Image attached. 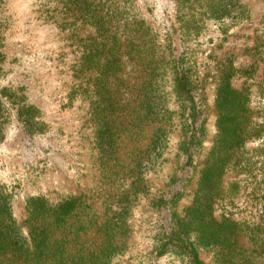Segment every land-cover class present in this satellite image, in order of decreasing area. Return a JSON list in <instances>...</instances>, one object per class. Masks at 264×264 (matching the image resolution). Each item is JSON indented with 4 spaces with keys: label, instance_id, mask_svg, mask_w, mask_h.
<instances>
[{
    "label": "rangeland",
    "instance_id": "rangeland-1",
    "mask_svg": "<svg viewBox=\"0 0 264 264\" xmlns=\"http://www.w3.org/2000/svg\"><path fill=\"white\" fill-rule=\"evenodd\" d=\"M241 1L249 10L247 19L225 35L208 26V31L187 44L203 100L199 106L204 137L191 178L170 206L176 214H182L192 201L216 138L214 96L222 71L230 68L234 88L248 89L250 118L264 124V0ZM53 2L0 0L4 44L0 52L5 58L0 85L21 88L25 102L38 109L48 127L44 137H29L18 123L16 106L5 99L9 122L0 136V192L8 196L16 224L25 234L34 225L28 211L30 198L41 196L53 203L79 200L81 213L70 218L66 228L78 231L84 248L90 250L109 247L113 218L125 211L126 247L107 264L167 263L171 258L154 256L150 236L158 231L163 212L156 202L168 196L182 162L184 105L169 92V80L164 85L168 95L162 114L146 118L138 96L143 77L140 66L126 62L107 78L116 96L113 110L106 118L92 110L84 89L98 72H81L76 77L73 72L80 61L79 39L88 29L78 28L79 33L73 35L57 27L48 18ZM152 2L154 12H142L162 46L159 10L167 0ZM157 138H162L158 146ZM139 162L146 165L140 175ZM213 207L217 220L238 225L239 255L233 260L226 254L219 257L213 247L197 244L204 264H264V130L232 156L220 176Z\"/></svg>",
    "mask_w": 264,
    "mask_h": 264
},
{
    "label": "trees",
    "instance_id": "trees-1",
    "mask_svg": "<svg viewBox=\"0 0 264 264\" xmlns=\"http://www.w3.org/2000/svg\"><path fill=\"white\" fill-rule=\"evenodd\" d=\"M53 1L48 18L57 27L73 35L79 33L78 28L88 29L79 39L82 42L80 61L73 72L75 77L81 72H98L93 77L90 75L92 83L84 89L92 110L103 118L113 110L116 96L107 78L119 72L126 62L140 66L143 77L138 84V96L146 118L154 119L162 114L168 95L164 85L169 80V92L184 105L182 162L172 178L168 196L156 202L163 212L158 219V231L150 236L154 256L171 259L167 263L145 264H204L197 244L213 247L219 257L225 254L231 259L238 257V225L230 220H217L213 215V203L220 176L232 156L246 140L260 136L264 124L258 125L251 120L248 89L232 86L230 68L222 71L215 88L216 138L197 178L196 193L182 214L169 209L180 194L179 188L191 178L204 137L203 110L199 106L203 100L187 44L201 32L208 31L211 25L218 34L225 35L249 17L246 5L241 0H167L159 10L164 28L161 46L157 33L142 12V9L154 12L152 0H140V4L136 0ZM3 46L0 34V49ZM1 54L0 76L5 61ZM20 89L0 85V136L9 122L6 99L16 106L17 120L24 132L29 137H44L47 124L39 118L38 109L25 102ZM76 89L79 92L80 85ZM161 142L162 138H157L154 143L158 146ZM157 153L155 150L154 157ZM137 167L140 175L146 165L139 162ZM79 210L81 204L75 198L53 203L45 197H32L28 201V211L34 225L25 234L16 224L8 196L0 192V264H107L126 247L123 239L125 211L113 218L114 231L108 236L109 247L90 250L84 248L78 231L66 228L70 218L80 215Z\"/></svg>",
    "mask_w": 264,
    "mask_h": 264
}]
</instances>
